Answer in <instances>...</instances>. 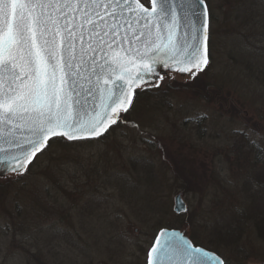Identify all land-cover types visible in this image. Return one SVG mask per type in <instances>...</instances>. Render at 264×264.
Masks as SVG:
<instances>
[{"label": "rangeland", "instance_id": "1", "mask_svg": "<svg viewBox=\"0 0 264 264\" xmlns=\"http://www.w3.org/2000/svg\"><path fill=\"white\" fill-rule=\"evenodd\" d=\"M206 2L203 71L161 74L127 124L0 176V264H145L160 228L264 264V0Z\"/></svg>", "mask_w": 264, "mask_h": 264}, {"label": "snow or ice", "instance_id": "2", "mask_svg": "<svg viewBox=\"0 0 264 264\" xmlns=\"http://www.w3.org/2000/svg\"><path fill=\"white\" fill-rule=\"evenodd\" d=\"M150 5L0 0V144L20 149L0 164L22 175L54 138L91 140L127 124L137 89L164 80L158 67L191 77L203 71L210 49L206 0ZM0 152L7 149L0 146ZM177 205L184 209L179 198ZM147 264L226 261L162 229Z\"/></svg>", "mask_w": 264, "mask_h": 264}, {"label": "water", "instance_id": "3", "mask_svg": "<svg viewBox=\"0 0 264 264\" xmlns=\"http://www.w3.org/2000/svg\"><path fill=\"white\" fill-rule=\"evenodd\" d=\"M149 1V5L147 7H150V0ZM146 6V5H145ZM201 12H202V9H201ZM203 19V16H201V20ZM160 74H163L165 72H167L168 70L164 69L163 67H158L157 69ZM176 73V72H175ZM180 74V73H179ZM188 75V74H186ZM155 82V81H153ZM150 84V83H149ZM0 146L4 147L7 149V152H0V158L2 157H5V156H11V155H18L20 153V149L16 148L15 147V144H12V145H9V144H6V143H3V144H0ZM38 154V153H37ZM10 173H13V174H16L15 172H12L9 170V166L7 164H0V176H4L6 174H10ZM179 198V200L183 203L184 205V209L183 210H180L178 209V205H177V199ZM187 207H186V204L181 196V194H176L174 196V204H173V211L176 213V214H181V213H184L186 211ZM167 230L169 233H177L178 235H182L184 236L186 239H188L189 241H191L186 235L183 234V232H181L179 229H174V228H161L159 229V231L157 232V234L161 231V230ZM156 234V236H157ZM155 236V237H156ZM155 239V238H154ZM192 242V241H191ZM154 243V241H153ZM152 243V245H153ZM151 245V246H152ZM194 246H199V245H194ZM199 247H202V246H199ZM151 248V247H150ZM149 248V250H150ZM203 249H205L206 251L210 252V253H214V254H217L215 253L214 251H211V250H208L204 247H202ZM148 250V252H149ZM148 252H147V259H148ZM147 264V262H146ZM251 264H259V263H251Z\"/></svg>", "mask_w": 264, "mask_h": 264}, {"label": "trees", "instance_id": "4", "mask_svg": "<svg viewBox=\"0 0 264 264\" xmlns=\"http://www.w3.org/2000/svg\"><path fill=\"white\" fill-rule=\"evenodd\" d=\"M150 92H151V89H149L148 87L147 88H145V89H137V93H138V95H140L142 98L143 97H145V96H148L149 94H150ZM57 141V142H59V143H61V145H65V144H68V143H70L69 141H67L66 139H64V138H54L53 140H50L49 141V143H51L52 141ZM84 141H90V140H81V141H76V142H84ZM212 235L215 237V238H217V239H220L221 238V233L219 232V230H217V231H214L213 233H212ZM196 237L194 236V235H192L191 236V240L192 241H195L196 242ZM232 239H230V241H231ZM196 244V243H195ZM207 244H209V242L207 243ZM211 250H214V249H212V248H210ZM215 251V250H214Z\"/></svg>", "mask_w": 264, "mask_h": 264}, {"label": "flooded vegetation", "instance_id": "5", "mask_svg": "<svg viewBox=\"0 0 264 264\" xmlns=\"http://www.w3.org/2000/svg\"><path fill=\"white\" fill-rule=\"evenodd\" d=\"M207 6H208V10H209V23H210V35H211V33H212V31H211V25L213 23V20H212V16H211V11L209 9V5H207ZM209 44H210V41H209Z\"/></svg>", "mask_w": 264, "mask_h": 264}]
</instances>
